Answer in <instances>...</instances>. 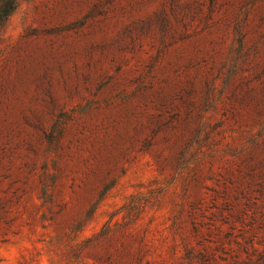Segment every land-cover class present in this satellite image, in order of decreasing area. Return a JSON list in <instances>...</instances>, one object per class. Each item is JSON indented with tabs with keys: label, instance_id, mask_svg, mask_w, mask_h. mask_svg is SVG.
I'll use <instances>...</instances> for the list:
<instances>
[{
	"label": "rangeland",
	"instance_id": "rangeland-1",
	"mask_svg": "<svg viewBox=\"0 0 264 264\" xmlns=\"http://www.w3.org/2000/svg\"><path fill=\"white\" fill-rule=\"evenodd\" d=\"M0 264H264V0H0Z\"/></svg>",
	"mask_w": 264,
	"mask_h": 264
}]
</instances>
